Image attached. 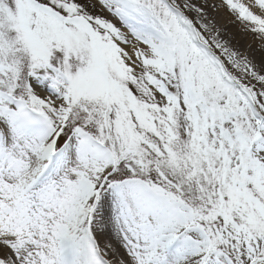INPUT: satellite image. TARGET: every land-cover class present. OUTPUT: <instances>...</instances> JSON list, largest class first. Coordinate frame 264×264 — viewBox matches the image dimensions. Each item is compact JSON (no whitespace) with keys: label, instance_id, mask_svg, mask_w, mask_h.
Returning a JSON list of instances; mask_svg holds the SVG:
<instances>
[{"label":"snow or ice","instance_id":"obj_1","mask_svg":"<svg viewBox=\"0 0 264 264\" xmlns=\"http://www.w3.org/2000/svg\"><path fill=\"white\" fill-rule=\"evenodd\" d=\"M0 264H264V0H0Z\"/></svg>","mask_w":264,"mask_h":264}]
</instances>
